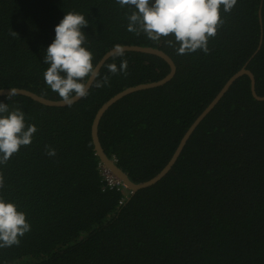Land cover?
I'll use <instances>...</instances> for the list:
<instances>
[{
  "label": "trees",
  "instance_id": "16d2710c",
  "mask_svg": "<svg viewBox=\"0 0 264 264\" xmlns=\"http://www.w3.org/2000/svg\"><path fill=\"white\" fill-rule=\"evenodd\" d=\"M133 10L117 0H0V89L61 100L45 82L44 55L70 11L89 21L83 46L94 66L117 45L162 50L175 65L171 80L123 97L97 128L105 155L139 184L167 164L191 123L243 66L264 96V0H237L230 12L221 5L222 24L207 54L178 55L167 43L175 44L173 36L152 41L127 31ZM122 60L126 74L108 71ZM168 72L157 56L120 52L96 77L107 75L109 83L91 85L71 105L0 97L37 128L30 145L0 164V198L31 225L19 245L0 248V264H264V101L252 96L246 75L198 124L158 182L131 192L110 189L102 179L91 139L97 110L118 92Z\"/></svg>",
  "mask_w": 264,
  "mask_h": 264
},
{
  "label": "clouds",
  "instance_id": "9594fccd",
  "mask_svg": "<svg viewBox=\"0 0 264 264\" xmlns=\"http://www.w3.org/2000/svg\"><path fill=\"white\" fill-rule=\"evenodd\" d=\"M117 3L134 9L127 14V31L136 35L143 33L152 41L173 36L175 44L171 39L167 43L176 48L178 55H184L197 50L208 53V40L222 24L221 5L224 12H230L237 0H117ZM88 24L84 15L66 13L55 26V38L44 55V64L48 65L45 82L68 104L76 98H86L89 83L96 88L109 83L107 75L102 80L96 79L99 73L92 63L93 54L83 46L87 38L82 29ZM11 34L18 36L14 31ZM107 68L113 75L126 74L127 61L122 60L119 68L114 63ZM36 131L34 124L26 125L25 113L19 107L10 109L8 104L0 102V164H6L21 146L30 145ZM45 147L48 156L56 155L54 148ZM3 186L4 177L0 173V188ZM30 230L26 214L0 198V248L19 245V238Z\"/></svg>",
  "mask_w": 264,
  "mask_h": 264
},
{
  "label": "water",
  "instance_id": "95a60500",
  "mask_svg": "<svg viewBox=\"0 0 264 264\" xmlns=\"http://www.w3.org/2000/svg\"><path fill=\"white\" fill-rule=\"evenodd\" d=\"M137 52V53H142V54H149V55H154L159 58H161L169 67V72L166 76H164L162 79L156 81V82H151V83H145V84H139L135 86L128 87L114 96L110 97L106 102H104L99 109L97 110L93 121L91 125V139L94 147L95 154L99 158L100 164L107 169L112 175H114L119 181L122 182V184L128 188L131 192H136L137 190L144 189L146 187H149L156 182H158L161 178H163L171 169L175 161L177 160L178 156L180 155L184 145L186 144L187 140L195 130V128L198 126V124L203 120V118L213 109V107L219 102V100L223 97V95L226 93V91L229 89V87L232 85V83L238 79L239 77L246 75L249 78L250 81V91L252 96L258 100V101H264V96H259L255 92V83H254V76L249 71L246 69L245 66H243L239 71H237L235 74H233L222 86V88L219 90V92L215 95V97L208 103V105L201 111V113L195 118V120L191 123V125L188 127V129L185 131L183 134L181 140L179 141V144L177 145L174 153L172 154L171 158L167 162V164L150 180L141 182L139 184H134L132 183L115 164V162L111 159H109L101 145L97 136V128L99 124V120L103 116V114L117 101L122 99L123 97L134 93L136 91L140 90H146L150 88H155L164 85L168 81L171 80V78L174 76L175 73V65L171 58L164 53L162 50L153 48V47H142V46H137V45H124L120 46V49H117L116 47L110 49L107 51L101 59L95 64V69L97 72L101 69L103 64L113 55L120 53V52ZM88 87H91V83H89ZM89 90V89H88ZM13 95H20L24 96L27 98H30L31 100L45 105L49 107H64L71 105L81 98H76L71 101L70 104L63 102L62 100H50L47 98H44L42 96L37 95L36 93H33L31 91L25 90V89H19V88H6V89H0V97L3 96H13Z\"/></svg>",
  "mask_w": 264,
  "mask_h": 264
},
{
  "label": "built area",
  "instance_id": "2783aa9c",
  "mask_svg": "<svg viewBox=\"0 0 264 264\" xmlns=\"http://www.w3.org/2000/svg\"><path fill=\"white\" fill-rule=\"evenodd\" d=\"M101 169V176L104 180L106 186L110 189L116 188V190L124 189V185L119 181L114 175H112L107 169H105L101 164L99 165Z\"/></svg>",
  "mask_w": 264,
  "mask_h": 264
}]
</instances>
